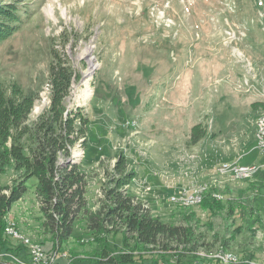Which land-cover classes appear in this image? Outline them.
<instances>
[{
	"label": "rangeland",
	"instance_id": "1",
	"mask_svg": "<svg viewBox=\"0 0 264 264\" xmlns=\"http://www.w3.org/2000/svg\"><path fill=\"white\" fill-rule=\"evenodd\" d=\"M25 1L33 2L34 12L0 42V81L5 86L15 82L35 96L25 122L33 125L52 105L50 49L73 68L63 105L79 109L87 122L75 119L83 132H72L76 140L70 155L60 153L58 161L79 163L86 175L88 209L102 207L104 188L111 186L113 176L133 171L125 186L128 194L171 224H184V215L197 211L202 220L198 231L209 243L214 231L233 229L227 225L233 215L227 220L226 209L210 215L170 197L211 186L219 200L243 193L262 222L255 221L250 230L243 224L227 249L217 243L199 248L197 260L221 264L209 255L224 252L248 260L246 264H264V187L246 190V180H260L264 171V149L257 148L255 135L264 109L252 107V102L264 100V0ZM197 124L203 136L190 144ZM224 163L258 169L236 180L229 171H219ZM14 177V170H6L0 183L10 184ZM35 183L29 179L27 193L5 218L8 247L20 243L24 249L17 254L4 250L0 264L31 262L27 241L38 243L54 264H91L103 255H120L123 264L154 259L174 264L173 259L158 260V247L136 244L133 238L124 241L120 232L88 231L83 216L75 220L72 236L55 249L50 234L40 227ZM233 219L236 226L242 223L237 216ZM244 251L252 258L244 257Z\"/></svg>",
	"mask_w": 264,
	"mask_h": 264
},
{
	"label": "trees",
	"instance_id": "2",
	"mask_svg": "<svg viewBox=\"0 0 264 264\" xmlns=\"http://www.w3.org/2000/svg\"><path fill=\"white\" fill-rule=\"evenodd\" d=\"M34 8L32 1L0 0V42L20 29L31 18ZM50 50L51 62L47 79L51 85L52 105L47 114L35 124L25 123L35 96L25 94L15 82L5 86L0 81V176L9 169L15 172L10 184L0 183V254L9 249L17 254L24 249L20 243L8 247L10 241L4 235V227L7 213L27 193L31 178L36 179L34 193L43 219L40 227L45 234H50L55 249L72 236L75 220L83 216L88 231L92 233L120 232L124 241L133 238L136 244L158 247V260L173 259L174 264H189L200 258L196 253L199 248L210 249V246L217 243L218 247L227 249L242 230L243 224L250 230L255 221L262 222V216L256 207L243 200V193L238 197L219 200L212 193L215 188L211 186L203 192L200 203L193 207L210 215L226 209L227 220L233 215V218L237 216L242 223L236 226V220L231 218L227 225L228 229H233L223 234L214 231V239L208 243L205 235L198 231L202 220L196 215L197 211L184 215V224H171L163 222L160 217L151 213L143 201L128 194L125 186L128 178L135 175L133 171H120L113 176L108 182L111 186L104 188L105 203H102L99 210H89L84 198L86 175L80 171L79 163L73 160L58 161L60 153L66 157L70 155V148L76 140L72 132H83L84 128L75 126V119L80 117V123L84 124L87 119L79 115V109H65L63 100L68 94L75 72L65 63L61 53ZM253 106L264 109V100L252 102ZM190 132V144L195 143L204 133L199 124L193 126ZM246 182V190H261L264 187V171L260 180L247 179ZM236 211L238 213L234 214ZM194 216L195 221L192 220ZM190 220L194 221L193 224ZM211 228L208 227L209 230ZM244 254V257L252 258L250 251H244ZM103 256L91 264L124 263L119 260L120 255ZM159 263L154 259L140 264Z\"/></svg>",
	"mask_w": 264,
	"mask_h": 264
},
{
	"label": "bare ground",
	"instance_id": "3",
	"mask_svg": "<svg viewBox=\"0 0 264 264\" xmlns=\"http://www.w3.org/2000/svg\"><path fill=\"white\" fill-rule=\"evenodd\" d=\"M48 7H49V8H47L48 9V13L50 14L51 11H52V9H51L52 6L50 7V5H49ZM88 94H90L89 91H88ZM261 119L264 120V113H262L260 115V117L258 118L257 122H260ZM257 122H256V133L259 130V123H257ZM256 140H257V145H258L257 148L264 149V136H260V138L256 137ZM247 166H250V165H241V164L240 165H238V164H234V165L228 164L227 165V163H224V164H222L220 166L219 171L220 172L229 171L230 174H231L232 170L241 169V168L247 167ZM257 169L258 168L255 165H252L250 167H247V174H240L239 176L236 175V174H231V176L234 177L236 180H244L246 178L251 177L257 171ZM203 192H204L203 189H199L198 191H194V192L183 191V192H179V193L174 194L171 197L172 198L171 200L173 202L181 205V206H188V207L189 206H194V205L200 203V201H201V199L203 197ZM195 196H196V199L195 200H189V202H184L182 200V199H193V198H195ZM14 227L15 226L13 224L11 230H14V233L17 234L18 230L16 228H14ZM27 239H29V238H27ZM27 243H28V247H30V253H38V247H40V245L38 243H33V242H30V241L29 242L27 241ZM34 245H37V246H34ZM209 256H210L209 258L212 259L213 261L214 260H220L221 264H246L247 262H249L246 259H243V261H241V259H237L236 256H234L233 254L231 255L229 253H224V252L220 253V257H219V254H217V255L213 254L212 255V253Z\"/></svg>",
	"mask_w": 264,
	"mask_h": 264
},
{
	"label": "built area",
	"instance_id": "4",
	"mask_svg": "<svg viewBox=\"0 0 264 264\" xmlns=\"http://www.w3.org/2000/svg\"><path fill=\"white\" fill-rule=\"evenodd\" d=\"M257 123H259V130L257 131V133H255V135H256V137L260 138V136H264V120L261 119L260 122H257ZM247 167H250V166H247ZM247 167L232 170L231 174H236L238 176L240 174H247ZM170 199H172V198L170 197ZM195 199H196V196L193 199H182V200L184 202H189V200H195ZM9 232H11V231H9ZM34 246H37V245H34ZM43 253L44 252L41 249V247H38V253H30L29 256H30L31 262L29 261V263H25V264H54V263H52V260H46ZM219 257H220V253H219ZM195 264H204V262L202 260L201 261H195Z\"/></svg>",
	"mask_w": 264,
	"mask_h": 264
},
{
	"label": "water",
	"instance_id": "5",
	"mask_svg": "<svg viewBox=\"0 0 264 264\" xmlns=\"http://www.w3.org/2000/svg\"><path fill=\"white\" fill-rule=\"evenodd\" d=\"M73 161H76V160H73Z\"/></svg>",
	"mask_w": 264,
	"mask_h": 264
}]
</instances>
